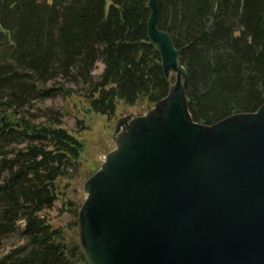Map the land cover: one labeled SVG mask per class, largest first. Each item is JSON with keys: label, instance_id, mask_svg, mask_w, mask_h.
<instances>
[{"label": "trees", "instance_id": "16d2710c", "mask_svg": "<svg viewBox=\"0 0 264 264\" xmlns=\"http://www.w3.org/2000/svg\"><path fill=\"white\" fill-rule=\"evenodd\" d=\"M158 2V28L182 51L194 122L256 112L264 103V0ZM149 16L148 0H0V245L11 233L20 243L15 260L0 264H87L45 215L57 201L68 205L86 142L61 114L37 124L21 111L37 99L76 97L71 81L84 91L79 134L89 130L83 118L153 107L174 79H165L147 38Z\"/></svg>", "mask_w": 264, "mask_h": 264}, {"label": "water", "instance_id": "95a60500", "mask_svg": "<svg viewBox=\"0 0 264 264\" xmlns=\"http://www.w3.org/2000/svg\"><path fill=\"white\" fill-rule=\"evenodd\" d=\"M147 38L173 83L144 115L121 118L114 150L83 185L76 230L87 264H264V103L194 122L188 74L148 0Z\"/></svg>", "mask_w": 264, "mask_h": 264}, {"label": "rangeland", "instance_id": "374dc122", "mask_svg": "<svg viewBox=\"0 0 264 264\" xmlns=\"http://www.w3.org/2000/svg\"><path fill=\"white\" fill-rule=\"evenodd\" d=\"M102 71L103 65L99 62L92 73L93 77H99ZM65 86L74 91L76 97L69 99L59 94L52 99H37L25 106L21 113L37 124L45 123L61 114L63 126L71 133H78V136L86 142V149L81 159L82 169L79 176L70 183L65 197L68 205L65 207L61 201H57L52 210L45 212L53 228L65 230L67 237L78 244L76 228L69 230L76 223L74 210L78 211L85 200L83 193L85 181L100 168L104 157L115 148L114 129L117 122L123 117L144 115L153 107H149L144 102H139L131 108L121 106L113 119L110 120L100 116L89 120L83 118L89 130L79 134L81 125L78 124L77 119H81L82 115L79 112L81 105L78 103L81 99L78 98L84 94L83 86L76 85L73 81L71 83L66 82ZM19 244V237L16 233L8 235L0 245V259L9 256V260L14 261L16 258L15 250Z\"/></svg>", "mask_w": 264, "mask_h": 264}]
</instances>
